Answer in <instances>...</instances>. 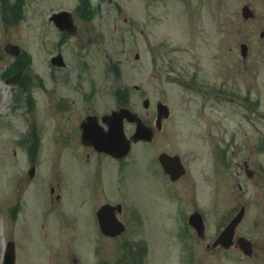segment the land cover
Instances as JSON below:
<instances>
[{"label":"rangeland","instance_id":"1","mask_svg":"<svg viewBox=\"0 0 264 264\" xmlns=\"http://www.w3.org/2000/svg\"><path fill=\"white\" fill-rule=\"evenodd\" d=\"M23 2V16L18 24L9 23L0 15V264L3 248L11 239L16 244V264H67L72 255L81 264H98L97 259L115 264V259L122 257L124 242L139 243L143 236L149 240L148 256L146 248L139 249L136 255L144 257V264H188L192 255V264H264L262 249H256L253 258H242L237 248L207 246L216 239L222 219L242 205L246 206V214L236 234L248 236L257 244L264 243V0H92L98 8L94 23L99 22L101 31L97 40L84 47L93 59L90 65L98 72L96 79L91 80L98 82V91L108 100L114 88L127 83L134 110L139 108L144 116L147 109L142 102L149 98L153 113L149 121L155 118L152 107L159 100L169 103L172 118L167 120L163 136L158 138L157 133L151 151L155 159L163 148L179 152L188 167L195 170L200 179L197 183L180 184L174 189L185 201L164 190L162 170L150 159L151 147L147 145L142 148L141 161L128 169L127 186L123 185L122 191L115 188V179H125L128 170L109 182L97 183L95 192L92 180L81 178V171L96 178L100 168L108 166L107 159L81 161V171L63 164L67 157L77 160L82 149L76 143L77 135L71 136L68 144L62 141L60 145L61 139L54 135L48 116V111L51 116L53 110L46 104L64 94L62 76L67 85L77 80L80 73L73 67L79 47L75 46L78 37L58 46L59 32L50 15L63 8L78 14L80 0ZM246 3L255 10L256 17H243ZM7 42L20 44L31 56V74L23 80L34 84L32 91L40 107L36 115L33 110L28 111L27 92L20 96V87L7 83V70L13 61L4 50ZM169 43L174 48L160 51ZM242 43L249 46L246 59L241 53ZM59 50L68 55L70 63L63 68L52 66L49 61ZM25 63L29 64V60ZM115 64L120 66L121 75L116 76L111 70ZM105 66L112 71L110 74L105 73ZM84 70L82 66L81 74L86 76ZM39 76L45 87L38 86ZM92 84L86 81L85 89ZM136 85L140 88L136 89ZM94 97L99 98L100 94ZM32 116L40 124L37 137L39 148L41 145L34 179L28 175L32 163L28 149L34 138L28 135L23 146L17 143L27 134ZM143 160L147 166L152 163L154 172L148 169L141 179L143 167L147 169ZM153 174L157 179L149 178ZM58 179L68 195L67 201L43 217L45 209L54 207L50 204L48 183H57ZM104 194L121 201L127 209L137 207L143 216L138 214V222L129 220V232L115 239L102 235L100 246L92 248L95 243L90 241L103 234L95 217L97 202ZM18 203L21 209L15 217L10 210ZM182 207L202 210L205 239L191 236L190 245L184 246L176 239V231L182 225L177 211ZM64 219L67 228L59 224ZM41 223L45 225L43 234L37 229ZM76 225L81 231L80 240L71 247L66 233L73 234ZM58 232L55 245L53 234ZM81 240L86 247H82Z\"/></svg>","mask_w":264,"mask_h":264},{"label":"flooded vegetation","instance_id":"2","mask_svg":"<svg viewBox=\"0 0 264 264\" xmlns=\"http://www.w3.org/2000/svg\"><path fill=\"white\" fill-rule=\"evenodd\" d=\"M91 21H92L91 18L90 19L82 18L81 21L78 20L76 22V24H77L76 30L77 31H76L74 36H78L79 39L87 36L89 41H91L93 38H95L96 34H97L96 31H98L99 29L96 28L95 26H92ZM98 26H99V24H98ZM55 28L57 29L58 32H61V34H63V31H60L57 27H55ZM65 36H68V35L65 34ZM80 44H82V42ZM65 66H66V64H65ZM84 68H86L84 70V72L86 73V76H83L81 74L82 67H77V66L73 67V69H75L76 71H79V73H80L77 75L76 83L75 84L71 83L69 86V85H66L67 81H65L63 79L62 86H63V89L65 91L64 96H59L56 99V101H54V100L52 102L49 101V104L48 103L46 104L47 108L50 107V111L53 110V111H51V116H50V113L48 111V116H49V120L52 121V122H50L51 123L50 125L52 126L51 129L56 133L54 135L56 137L61 138L60 145L63 143L62 141H64V143L68 144V140H69V138H71V136L77 135V133L82 131L81 124L88 116H92V115L97 116L98 115L100 118L104 114L112 111V109L109 111L107 105L101 104L100 102L96 101V99L91 97V94L87 98L82 97L84 92H89L87 90L85 91V89H84V85H85L86 81H90V83H94V84L97 83L95 81V79L91 80L92 77L95 78V76L97 75V71H96L95 67H90V65H86ZM19 71L21 72V76H20V79H19L17 85L21 86L20 87L21 92H27V90L29 89V86L32 87L31 86L32 83L29 80H27V82L26 81L24 82L23 79L27 75V72L24 69H20ZM30 74H31V70H30ZM86 79H88V80H86ZM54 90H56V88ZM48 92H49V90H47V93ZM74 95H76V96H74ZM79 95H81V96H79ZM51 96H50V99H52ZM59 101H61L60 107H58V105H57V102H59ZM38 103L39 102H37V101L35 102V105L37 106V108H38ZM102 110H103V112H102ZM52 123H53V125H52ZM86 149H90V151H92V152L95 151V149L93 147H88V146L83 145V150H86ZM88 156H90V154H88ZM165 176H167V175H165ZM182 178H184V177H181L176 182H180V180H182ZM166 179L170 181L169 177H166ZM172 183H174V182H172ZM51 191H52V195H54L53 198H55L58 202H60L61 194H59V193L55 194V188L53 185H51ZM182 231L186 234V236L182 235L184 237H179V235H177L176 238H177V240H179V243H182L184 245H188L190 243L189 241H187L188 238H190L191 236L197 235L196 229L189 224V218H187V219L183 218L181 228L178 229L177 232L180 233ZM239 237H240V235L239 236L236 235L235 239L233 240V244H234L233 248H237L239 250V252L242 253V255H243L242 258H246V257L253 258L256 255V249H262L263 254H264V243L257 244L255 242H253V240L251 239L252 249H253L252 254L250 256L245 255L244 251H242L240 249V241L238 239ZM207 246L210 247V243H208Z\"/></svg>","mask_w":264,"mask_h":264},{"label":"water","instance_id":"3","mask_svg":"<svg viewBox=\"0 0 264 264\" xmlns=\"http://www.w3.org/2000/svg\"><path fill=\"white\" fill-rule=\"evenodd\" d=\"M243 14H244L245 18H249V17H253L254 16V12L249 8L248 5H246L243 8ZM54 19H55L56 23L58 25L62 26V27H64V23H67V25L72 23V18H71L70 13H68L66 11H63V12H60V13L56 14L54 16ZM68 29H70V28H68ZM6 49L9 52L13 53V54H18L19 51H20V48L17 45H13V44H8L6 46ZM247 50H248L247 45L246 44H242V52H243L244 55H247ZM108 122H109V124L111 126L112 131H111V134L110 133L109 134L106 133L105 134V138L106 137H110L111 139H113V145H114V149L109 150V152L118 155L117 151H118L119 145L122 144V142H125V141H124V139L121 140L122 137H120V134L118 133L119 128L117 129V128L114 127L115 124L113 123V121L111 120V121H108ZM89 140L92 141L91 138H89ZM99 140L102 142L101 144H106V142L104 141L103 137H99ZM127 147L128 148L130 147L129 142L127 144ZM175 159L176 158H171V160H175ZM110 208H112V206L105 205L103 210L100 212V220H101V222L103 224V228H104L106 233H111L109 228L112 226L113 221H114V223L117 222V220H115L113 217H112V219L108 220V214L110 212ZM236 221L225 232V234H226L225 237L226 236L231 237L232 231L234 229ZM5 264H15L14 243H12V242L9 244V246L7 248V251H6Z\"/></svg>","mask_w":264,"mask_h":264},{"label":"trees","instance_id":"4","mask_svg":"<svg viewBox=\"0 0 264 264\" xmlns=\"http://www.w3.org/2000/svg\"><path fill=\"white\" fill-rule=\"evenodd\" d=\"M85 1H87V0H85Z\"/></svg>","mask_w":264,"mask_h":264}]
</instances>
